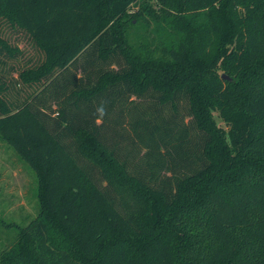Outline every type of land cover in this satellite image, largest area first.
<instances>
[{
    "label": "trees",
    "instance_id": "16d2710c",
    "mask_svg": "<svg viewBox=\"0 0 264 264\" xmlns=\"http://www.w3.org/2000/svg\"><path fill=\"white\" fill-rule=\"evenodd\" d=\"M0 136V264H264V0H0Z\"/></svg>",
    "mask_w": 264,
    "mask_h": 264
},
{
    "label": "rangeland",
    "instance_id": "374dc122",
    "mask_svg": "<svg viewBox=\"0 0 264 264\" xmlns=\"http://www.w3.org/2000/svg\"><path fill=\"white\" fill-rule=\"evenodd\" d=\"M186 121L190 122V118ZM217 121L224 125L218 117ZM81 164L91 171L95 180H101L96 168L84 161ZM37 195L36 172L0 136V252L16 241L21 228L37 218L40 212Z\"/></svg>",
    "mask_w": 264,
    "mask_h": 264
},
{
    "label": "water",
    "instance_id": "95a60500",
    "mask_svg": "<svg viewBox=\"0 0 264 264\" xmlns=\"http://www.w3.org/2000/svg\"><path fill=\"white\" fill-rule=\"evenodd\" d=\"M222 78H223L224 80H231L227 75H223Z\"/></svg>",
    "mask_w": 264,
    "mask_h": 264
},
{
    "label": "clouds",
    "instance_id": "9594fccd",
    "mask_svg": "<svg viewBox=\"0 0 264 264\" xmlns=\"http://www.w3.org/2000/svg\"><path fill=\"white\" fill-rule=\"evenodd\" d=\"M99 111L101 112V114L103 113V109H99Z\"/></svg>",
    "mask_w": 264,
    "mask_h": 264
}]
</instances>
